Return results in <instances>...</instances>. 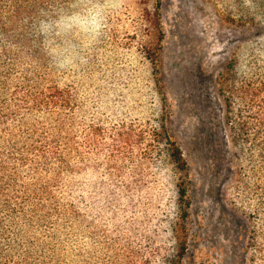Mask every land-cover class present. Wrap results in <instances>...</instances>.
Segmentation results:
<instances>
[{
  "label": "trees",
  "instance_id": "trees-1",
  "mask_svg": "<svg viewBox=\"0 0 264 264\" xmlns=\"http://www.w3.org/2000/svg\"><path fill=\"white\" fill-rule=\"evenodd\" d=\"M56 2L0 0V264H71L78 226L102 229L138 264H183L189 164L163 113L134 117L139 89L99 80L87 59L69 73L51 66L27 25ZM158 15L157 7L147 13L151 37L142 46L148 98L160 94L152 76L163 40ZM240 22L264 32L250 17ZM245 46L220 76L218 94L239 162L231 203L257 227L251 249L264 262V61L238 79L235 59Z\"/></svg>",
  "mask_w": 264,
  "mask_h": 264
},
{
  "label": "rangeland",
  "instance_id": "rangeland-1",
  "mask_svg": "<svg viewBox=\"0 0 264 264\" xmlns=\"http://www.w3.org/2000/svg\"><path fill=\"white\" fill-rule=\"evenodd\" d=\"M156 7L163 40L152 76L160 94L155 89L148 98L152 77L146 88L144 68L150 65L142 46L151 37L147 13ZM225 8L226 0H121L103 39L86 55L99 69V80L139 89L131 97L134 117L163 113L189 164V245L183 264L264 263L259 255L253 259L251 249V232L257 227L231 203L239 162L218 94V80L235 51L264 32L241 26L242 16ZM122 69L127 75L113 77ZM133 70L137 73L129 79ZM67 248L71 264H138L102 229L73 227Z\"/></svg>",
  "mask_w": 264,
  "mask_h": 264
},
{
  "label": "clouds",
  "instance_id": "clouds-1",
  "mask_svg": "<svg viewBox=\"0 0 264 264\" xmlns=\"http://www.w3.org/2000/svg\"><path fill=\"white\" fill-rule=\"evenodd\" d=\"M120 5L121 0H58L37 9L27 27L51 66L69 73L103 39L110 14ZM225 10L264 23V0H226ZM260 61H264V33L257 34L236 57L235 75L247 79L254 63Z\"/></svg>",
  "mask_w": 264,
  "mask_h": 264
}]
</instances>
